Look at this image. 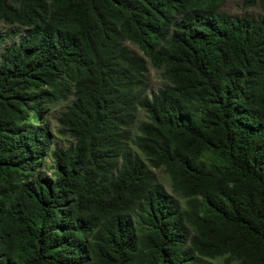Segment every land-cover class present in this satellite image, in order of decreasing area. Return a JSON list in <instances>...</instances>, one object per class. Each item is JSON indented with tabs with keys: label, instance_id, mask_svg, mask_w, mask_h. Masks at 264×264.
<instances>
[{
	"label": "trees",
	"instance_id": "obj_1",
	"mask_svg": "<svg viewBox=\"0 0 264 264\" xmlns=\"http://www.w3.org/2000/svg\"><path fill=\"white\" fill-rule=\"evenodd\" d=\"M227 2L0 0V264H264V18Z\"/></svg>",
	"mask_w": 264,
	"mask_h": 264
},
{
	"label": "rangeland",
	"instance_id": "obj_2",
	"mask_svg": "<svg viewBox=\"0 0 264 264\" xmlns=\"http://www.w3.org/2000/svg\"><path fill=\"white\" fill-rule=\"evenodd\" d=\"M222 11L234 17H243L245 15H249L254 18L262 19L264 18V3H262L261 0H258L255 5L248 6L247 0H228V2L223 7ZM15 29H17V27L7 26L4 23L0 22V30L4 35ZM16 41L17 39L11 40L8 42V44ZM127 45L129 46V48L136 51L141 56H144L142 51L136 45L131 43H128ZM147 64H148V72L146 75L145 89L148 96L151 97L154 93H157L164 86H166L167 82L165 81L162 75L163 74L162 71L156 69L148 59H147ZM73 102H74V98L70 97L67 100H61L57 103H53L46 106L45 113L42 117V122L43 124H46L48 126L52 138V144L55 147L57 146L61 148H68L73 143V139L68 134H65L61 131V126L58 121L61 114L64 113L73 104ZM145 120H147V115L142 110H140L137 123L133 128V136H135L138 133L137 128L139 124ZM130 151L133 154H139L136 148L133 147L132 145H130ZM52 166L53 164L51 163L49 158L44 161L42 172L48 178H52L54 176ZM153 172L155 174L157 181L161 185H163L168 192H171L170 181L168 176L162 170H153ZM218 264H225V263L223 260H220ZM233 264H238V263H233Z\"/></svg>",
	"mask_w": 264,
	"mask_h": 264
}]
</instances>
